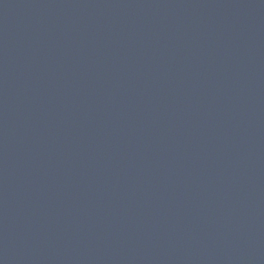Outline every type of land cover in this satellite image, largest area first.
Returning <instances> with one entry per match:
<instances>
[{
	"label": "water",
	"instance_id": "water-1",
	"mask_svg": "<svg viewBox=\"0 0 264 264\" xmlns=\"http://www.w3.org/2000/svg\"><path fill=\"white\" fill-rule=\"evenodd\" d=\"M0 264H264V0H0Z\"/></svg>",
	"mask_w": 264,
	"mask_h": 264
}]
</instances>
